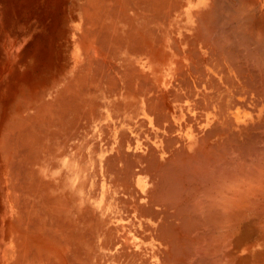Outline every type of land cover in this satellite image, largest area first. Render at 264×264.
<instances>
[{
	"label": "bare ground",
	"instance_id": "bare-ground-1",
	"mask_svg": "<svg viewBox=\"0 0 264 264\" xmlns=\"http://www.w3.org/2000/svg\"><path fill=\"white\" fill-rule=\"evenodd\" d=\"M78 8L1 131L5 264H264V0Z\"/></svg>",
	"mask_w": 264,
	"mask_h": 264
},
{
	"label": "rangeland",
	"instance_id": "rangeland-1",
	"mask_svg": "<svg viewBox=\"0 0 264 264\" xmlns=\"http://www.w3.org/2000/svg\"><path fill=\"white\" fill-rule=\"evenodd\" d=\"M79 2L81 0H0V135L13 112L31 105L21 99L35 92L37 99L51 98L54 85L69 78L75 57L70 49L69 31L77 32L76 43L81 38V30H75L76 23H81ZM4 173L2 158L0 264L11 257L8 253L11 249H6L4 225L11 219L12 210L7 204V193L2 189Z\"/></svg>",
	"mask_w": 264,
	"mask_h": 264
}]
</instances>
